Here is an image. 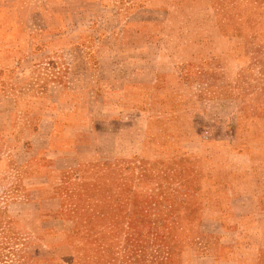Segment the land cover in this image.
<instances>
[{
	"label": "rangeland",
	"instance_id": "obj_1",
	"mask_svg": "<svg viewBox=\"0 0 264 264\" xmlns=\"http://www.w3.org/2000/svg\"><path fill=\"white\" fill-rule=\"evenodd\" d=\"M0 264H264V0H0Z\"/></svg>",
	"mask_w": 264,
	"mask_h": 264
},
{
	"label": "crops",
	"instance_id": "obj_2",
	"mask_svg": "<svg viewBox=\"0 0 264 264\" xmlns=\"http://www.w3.org/2000/svg\"><path fill=\"white\" fill-rule=\"evenodd\" d=\"M0 94H1V91H0Z\"/></svg>",
	"mask_w": 264,
	"mask_h": 264
}]
</instances>
